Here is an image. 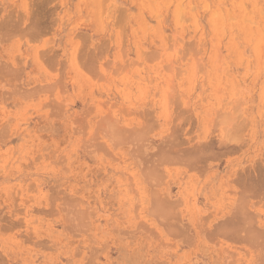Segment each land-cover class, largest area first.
Segmentation results:
<instances>
[{
  "label": "rangeland",
  "instance_id": "rangeland-1",
  "mask_svg": "<svg viewBox=\"0 0 264 264\" xmlns=\"http://www.w3.org/2000/svg\"><path fill=\"white\" fill-rule=\"evenodd\" d=\"M0 264H264V0H0Z\"/></svg>",
  "mask_w": 264,
  "mask_h": 264
}]
</instances>
